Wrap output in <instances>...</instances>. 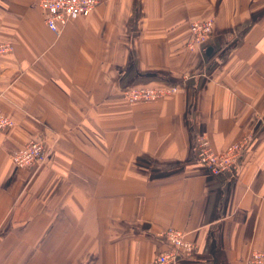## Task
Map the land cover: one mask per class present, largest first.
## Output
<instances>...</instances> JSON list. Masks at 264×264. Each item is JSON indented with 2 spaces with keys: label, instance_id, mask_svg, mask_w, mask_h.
<instances>
[{
  "label": "crops",
  "instance_id": "0c3cea01",
  "mask_svg": "<svg viewBox=\"0 0 264 264\" xmlns=\"http://www.w3.org/2000/svg\"><path fill=\"white\" fill-rule=\"evenodd\" d=\"M40 0H0V264H146L167 229L196 251L176 264H247L264 251V0H102L49 31ZM212 19L201 49L192 23ZM176 87L129 104L132 88ZM245 135L236 167L216 153ZM44 161L18 169L17 146Z\"/></svg>",
  "mask_w": 264,
  "mask_h": 264
},
{
  "label": "built area",
  "instance_id": "2783aa9c",
  "mask_svg": "<svg viewBox=\"0 0 264 264\" xmlns=\"http://www.w3.org/2000/svg\"><path fill=\"white\" fill-rule=\"evenodd\" d=\"M102 0H40L39 9L44 24L53 34L58 35L69 21L87 17L100 5ZM214 22L212 19L196 21L189 27L186 49L195 52L203 48L212 35ZM12 52L9 44H0V56ZM177 92L176 87L132 88L123 92V98L129 103H152ZM13 126V122L0 109V131ZM250 136L245 135L237 142L229 145L223 152L216 153L209 140L199 136L196 141L195 160L211 175L217 177L231 172L239 159L244 155L250 143ZM46 157L42 143L31 141L17 146L11 155L18 169H29L40 165ZM167 245L153 261L146 264H176L181 258H191L196 247L185 238L182 231L167 229L160 235ZM247 264H264V251H252L247 257Z\"/></svg>",
  "mask_w": 264,
  "mask_h": 264
}]
</instances>
